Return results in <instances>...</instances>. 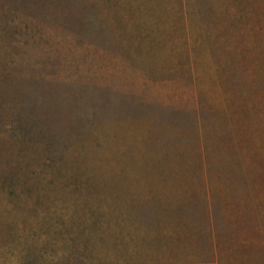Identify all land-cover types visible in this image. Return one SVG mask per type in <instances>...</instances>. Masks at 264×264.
I'll use <instances>...</instances> for the list:
<instances>
[{
    "label": "rangeland",
    "instance_id": "374dc122",
    "mask_svg": "<svg viewBox=\"0 0 264 264\" xmlns=\"http://www.w3.org/2000/svg\"><path fill=\"white\" fill-rule=\"evenodd\" d=\"M0 264H264V0H0Z\"/></svg>",
    "mask_w": 264,
    "mask_h": 264
}]
</instances>
